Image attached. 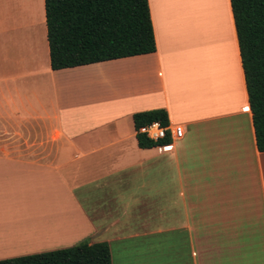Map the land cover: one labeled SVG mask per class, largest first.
<instances>
[{
    "label": "crops",
    "instance_id": "crops-1",
    "mask_svg": "<svg viewBox=\"0 0 264 264\" xmlns=\"http://www.w3.org/2000/svg\"><path fill=\"white\" fill-rule=\"evenodd\" d=\"M155 51L49 68L43 0H0V260L264 264V152L228 0H147ZM182 135L139 148L132 115Z\"/></svg>",
    "mask_w": 264,
    "mask_h": 264
},
{
    "label": "trees",
    "instance_id": "trees-1",
    "mask_svg": "<svg viewBox=\"0 0 264 264\" xmlns=\"http://www.w3.org/2000/svg\"><path fill=\"white\" fill-rule=\"evenodd\" d=\"M254 134L264 152V0H228ZM49 68L52 71L150 54L155 51L147 0H43ZM158 122L162 109L132 115L133 129ZM139 148L169 144L135 134ZM0 264H110L105 243L74 246L0 260Z\"/></svg>",
    "mask_w": 264,
    "mask_h": 264
},
{
    "label": "built area",
    "instance_id": "built-area-1",
    "mask_svg": "<svg viewBox=\"0 0 264 264\" xmlns=\"http://www.w3.org/2000/svg\"><path fill=\"white\" fill-rule=\"evenodd\" d=\"M137 134H141L147 140L152 142H159L169 136L170 139H178L181 137L182 132L180 127L161 126L158 122H151L149 124L139 127L136 131ZM169 144H163L159 147L168 148Z\"/></svg>",
    "mask_w": 264,
    "mask_h": 264
}]
</instances>
